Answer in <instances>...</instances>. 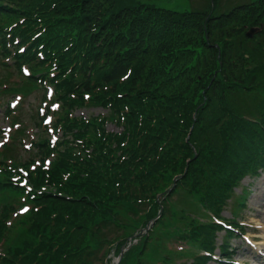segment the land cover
Instances as JSON below:
<instances>
[{
  "label": "trees",
  "instance_id": "16d2710c",
  "mask_svg": "<svg viewBox=\"0 0 264 264\" xmlns=\"http://www.w3.org/2000/svg\"><path fill=\"white\" fill-rule=\"evenodd\" d=\"M213 9L0 0L5 24L17 22L13 35L29 46L14 56L18 67L27 63L50 79L65 110L111 106V119L125 120L124 133L112 134L100 117L60 119L72 139L50 169L31 174L44 186L35 190L38 208L0 264H99L93 259L106 242L128 237H107L106 223L123 228L122 215L136 213L141 200L154 202L151 194L187 165L177 185L207 183L210 196L227 189L237 169L248 171L255 153L248 150L264 148V115L250 119L244 111L247 100H262L259 90L264 95V29L254 37L246 31L264 23V0ZM41 146L51 149L48 141ZM128 218L125 228L142 222Z\"/></svg>",
  "mask_w": 264,
  "mask_h": 264
},
{
  "label": "rangeland",
  "instance_id": "374dc122",
  "mask_svg": "<svg viewBox=\"0 0 264 264\" xmlns=\"http://www.w3.org/2000/svg\"><path fill=\"white\" fill-rule=\"evenodd\" d=\"M139 1H143L146 3H154L158 6H167L170 8H175V9H179V10H186V9H204L208 3V1L210 0H139ZM252 0H219V11H225V10H229L231 7L235 6V5H239L241 3H248ZM221 4V5H220ZM8 71L7 69H4L1 65H0V77H4L1 80H8L9 82L11 81V93L6 95L7 98L11 97L13 99H17L16 97H20V103L18 104V106L20 105V108H17L19 116L22 121H25L30 130L33 131L34 128H36V132H35V136L37 137L38 135V124L37 122L42 121L41 119V114H40V110L43 107L44 108V101H42L43 97H44V90H41L39 87H33V88H28L26 83L23 80H20L22 76V74H18V71L15 70L14 74H10L9 76L5 77ZM2 85H0V96L4 93L5 90L2 89ZM5 88V87H3ZM18 91L16 92L15 90ZM24 90L25 91V95H20L19 90ZM260 96L263 97V93L260 92V90L258 91ZM23 101L24 104L23 105ZM260 103L254 100H247L246 101V105L244 107V111L245 114H253V115H257L259 114V107ZM257 107V108H256ZM95 113H99L101 110H92ZM83 111H79V113H82ZM256 113V114H255ZM85 114H87V112H85ZM2 125L4 127H7V122H2ZM110 128H112V126H110ZM43 135L44 131H42ZM48 134V132H47ZM21 148V147H20ZM22 149V148H21ZM28 153L23 151L20 155L17 154V157H23L24 155H27ZM261 170V169H260ZM184 185L181 186V189H179L178 191H176L172 196L173 202L176 203V207H178V209L182 208V205H178V202H183L186 206L187 204V200H194L196 199L195 197H193L192 195L188 194V192L186 191L185 188H183ZM246 188L247 192H245V200H244V208L239 209V212L237 214V219L236 221H241L242 223H246L245 228H241L238 230H236L235 228H233L234 232H236V235H238V237H234L232 239V244L236 247V249L238 250L237 253L235 254L234 258L228 260L230 263L227 264H261L258 263V260L256 259V257L254 256V254L252 253V258L250 257V254L247 253V251L245 250V248L247 247L245 242L243 241V239L241 237L243 232L245 233V235L248 236H252V237H260L261 240L263 242L258 241V243L256 242V245L260 248L264 247V169H262L260 171L259 175H253V176H249V177H245L242 181H241V186L236 188L234 191H236V193L238 195H234L233 197H230L227 199V204L225 205L224 210L220 213V216H223L224 218H226L227 220L232 221L230 218L232 217V210H234V207L232 205L233 202L237 203L238 196H241V191L242 189ZM244 190V189H243ZM246 191V190H244ZM243 195V194H242ZM0 197L4 198L6 197L5 193H0ZM190 199V200H189ZM228 207V208H227ZM257 208H259V212L257 211ZM181 214V212H180ZM185 215H190L187 214L186 212L184 213V217ZM168 217H170L169 219L172 220L171 214H168ZM234 225H237V223H234L233 221L230 222ZM157 230L161 231V227H159ZM224 232H220L219 237H218V241H220L221 237L223 236ZM162 240V238H161ZM7 248V247H6ZM217 250V249H216ZM215 257L213 258H209L206 259V264H225L222 261H220L219 256L221 254V251L218 249L217 252L214 251ZM117 252H112L111 253V262H116L118 259L117 256ZM130 258V257H129ZM219 259V260H218ZM132 260V259H131ZM189 263H192V261L189 259L188 261ZM127 264H134L132 262H129Z\"/></svg>",
  "mask_w": 264,
  "mask_h": 264
},
{
  "label": "snow or ice",
  "instance_id": "6c2138e0",
  "mask_svg": "<svg viewBox=\"0 0 264 264\" xmlns=\"http://www.w3.org/2000/svg\"><path fill=\"white\" fill-rule=\"evenodd\" d=\"M26 71H27V69H26ZM23 211V210H22Z\"/></svg>",
  "mask_w": 264,
  "mask_h": 264
}]
</instances>
